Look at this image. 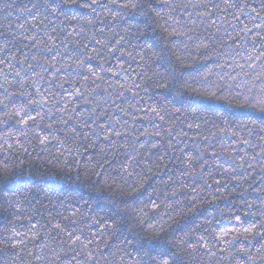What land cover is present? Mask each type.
Here are the masks:
<instances>
[{"label":"snow or ice","instance_id":"6c2138e0","mask_svg":"<svg viewBox=\"0 0 264 264\" xmlns=\"http://www.w3.org/2000/svg\"><path fill=\"white\" fill-rule=\"evenodd\" d=\"M162 3L168 10L167 16L161 11H152L164 21L166 26L162 28L169 36L185 34L176 27L169 32V21L180 24V20L172 15L178 10L189 18L195 12L201 22L207 19L210 26L216 25L212 17L217 16L221 21L220 27L227 24L233 27L234 32L236 26L240 30L236 35L228 33L229 40L238 42L236 48L227 53L231 62H218L216 65L229 69L220 78L224 82L209 81L211 70L185 78L173 65L171 70L166 68L164 72L154 73L158 77L153 82L154 86L165 90L175 88L178 96L187 94L190 107L192 100L198 99L219 101L230 107L264 114V86L253 92L255 81L264 85V0H260L258 7L254 0H162ZM139 7L138 0H107L106 3H101V0H31V7L21 9L31 17L30 20L25 18L29 27L18 24L19 32L0 31V78L3 80L0 83V206L7 204L13 208L14 221L26 219L29 222L25 231L17 228L15 223L3 230L7 234V246L13 250L11 264H198L203 255L211 257L216 252L228 253L229 264H264V144L252 145L250 140L238 138V144L259 147L260 150L249 153L240 149L238 152L231 146L230 150H225L221 145V152L213 150L208 153L216 158L219 176L227 173L224 179L216 178L204 159L207 149L195 154L185 153L179 147L183 141L178 138L187 137L188 133L183 129L176 132L175 120L169 123L161 107L140 106L143 99L140 93L147 92L148 88L139 82L145 79L144 74L133 76L135 70L130 72L131 65L126 67L125 57L135 61L136 56L127 51L124 36L114 33L112 38L97 39L95 31L85 35V29L80 27L72 29L80 39L69 41L72 32L61 35L57 27L52 26L54 19L61 16L69 22L84 19L76 14L69 15L79 8H89L93 12L101 8L116 21L124 19L128 10L135 11ZM221 13L223 15H219ZM86 23L94 26L95 20L87 19ZM108 30L111 31L110 28ZM98 31L103 34L105 29L102 27ZM67 43H71L74 46L72 50L77 53L70 62L64 60L68 52ZM90 44L95 46L90 48ZM203 47L207 49L208 45ZM173 55L180 67H190L180 55ZM236 57H240L243 63ZM94 60L97 61L95 64L92 63ZM241 74L250 77L252 82L246 94L234 91L240 87L239 84L227 82L236 81ZM73 75L78 78L73 79ZM45 80L50 87L42 85ZM14 87L16 90H11ZM17 96L25 97L26 102L16 104L14 98ZM140 112L145 116L138 117L136 114ZM176 112L180 113L181 109L177 108ZM148 113L169 126L153 124L154 131L135 127L138 119L148 118ZM192 115H197L195 108ZM227 123L222 121V124ZM261 123L264 124V115ZM193 127L199 130L201 124L195 120L187 124V128ZM213 127L228 133L227 127L215 123ZM230 135L237 137L238 134L233 130ZM209 139V136L203 137L205 141ZM260 139L264 141V136ZM34 142L41 149L35 158H30L32 152L29 147ZM53 142L55 153L50 152L51 159L42 161L41 153ZM14 145L18 147L14 148ZM177 152L180 153L177 159L184 169L181 176L187 174L203 178L206 173L208 180L204 181V188L211 190L214 196H221L229 185L239 191L241 198L250 189L256 193L255 201L243 199L240 205L232 202L229 219L235 223L218 233L214 231L212 240L201 235L195 242H190L191 232L180 237L170 233L172 224L179 223L178 220L168 212L158 217L149 215V211L157 212L164 201L150 199L149 211L145 210L147 205L137 206L149 177L136 172L133 164L140 167L154 163L156 169L161 166L167 169L173 162L169 153L175 156ZM154 154L155 162L152 160ZM221 155L223 162L220 161ZM120 156L125 160L118 168L113 167ZM166 158H169V163H164ZM49 168L53 169L51 174L42 170ZM26 169H37L38 174L29 170L25 175ZM152 171L153 168L148 167V172ZM57 180L87 182L91 191L111 200L113 209L103 215L85 217L78 206V200L84 197L77 194L69 197L76 205L70 215L56 213L51 219L43 218V213L36 207L39 201H29V193L39 181ZM21 184L25 185V191H19ZM244 184L248 187H243ZM192 191L190 203L195 206L199 193L195 188ZM169 195L175 197L177 191L165 193V198ZM113 198H118L119 202ZM25 201H28L27 209L22 207ZM256 201H259V206ZM208 203L213 205L216 200ZM166 207L172 208V204ZM254 208L257 210L253 211ZM248 216L256 219L246 220ZM82 220L88 221L84 227L79 226ZM93 226L99 231H93ZM85 228L90 235H84ZM57 237L59 242L55 243ZM37 241L39 243H34ZM237 242L239 247H235ZM4 243L0 240V245ZM29 244H33V249H29ZM216 244L223 246L213 251Z\"/></svg>","mask_w":264,"mask_h":264},{"label":"trees","instance_id":"16d2710c","mask_svg":"<svg viewBox=\"0 0 264 264\" xmlns=\"http://www.w3.org/2000/svg\"><path fill=\"white\" fill-rule=\"evenodd\" d=\"M106 2L107 0H101V3ZM138 2L141 7L135 11L128 10L124 19L121 20L113 21L101 8H97L95 12L89 8H79L75 9L74 13H69V15L76 14L84 19L69 22L64 20V17L61 16L58 20L54 19V24L52 26L57 27L61 35L72 32L73 28L79 29L83 27L85 29V35L91 31H95L97 39L105 37L112 38L114 33H119L124 36L127 51H131L133 55L136 56L135 61L125 57L126 67L131 65L129 71L132 72L133 69L135 70V72L132 73L133 76L136 74H144L145 79L139 82L145 84L148 88L147 92L141 91L140 93V97L143 98L140 101V106L143 108H147L149 105L161 107L164 110L165 119L169 121V123L175 120L176 132H180V130L183 129L184 132L188 133L187 137L181 136L178 138L183 141L179 144V147L183 148L185 153L190 154H195L198 151L207 149L204 159L208 162V170H211L216 178L224 179L227 177V173H225L223 177L219 176V170L215 166L216 158L208 153H211L213 150L221 152V145L224 146L225 150H230L229 146H231L236 148L238 152L240 149H245L249 153L259 151V147L253 148L248 145H240L237 143V140L238 138L248 139L251 141L252 145L257 146L264 144V141L260 139L261 136H264V124L261 123L262 115L264 114L252 109L230 107L219 101H201L198 99H193L192 106L190 107L187 94L178 96L175 88L168 90L158 89L154 86L153 82L158 79L154 73L158 71L164 72L166 68L171 70L173 65L176 66L177 73L185 78L196 77L211 70L212 75L209 77V81L224 82L221 81L220 78L223 72L229 71V69H221L216 65L218 62H231V58L227 53L232 52L233 49L236 48L238 42L229 40L228 33L236 35L240 30L239 26H236L235 32L233 31V27L227 24L220 27L221 21L217 16L212 17V19L216 20V25L210 26L207 19L201 22V20L195 16V12H193V16L189 18L182 10H178L172 15L180 20V24L176 25L173 24L172 21H169V32L172 27H176L178 31L185 34L169 36L168 32L163 31L162 26H166L164 25V21L156 17L155 13L152 11V9H155L167 16L168 10L164 7L162 0H138ZM254 2L258 7L260 0H254ZM8 5H11V7H8ZM24 6L31 7V0H0V31L19 32L20 29L17 27L18 24H25L26 28L29 27V25L25 23V18L27 17V19L30 20L31 17L28 16L27 12L21 10ZM113 10L115 11L116 9ZM189 11H192V9H189ZM219 15L223 14L221 13ZM87 19L95 20V25L87 24ZM229 19H231V17H229ZM193 21L195 22L193 23ZM102 27L105 29L103 34L98 31V29ZM217 27H220L219 31H217ZM109 28L111 31L108 30ZM68 39L71 41L72 39H80V37H77L76 33L72 32V35L69 36ZM205 44L208 45L207 49L203 47ZM93 46L95 45L90 44L89 47L91 48ZM66 47L68 52L64 56V60L70 62L71 57H74L77 53L72 50L74 46L71 43H67ZM137 53L140 55H136ZM153 53L157 55H153ZM173 53L180 55L183 62L190 65V67H180ZM141 56H143V60ZM236 59L240 60V57H236ZM96 62L95 60L92 61L93 64ZM240 62L243 63V60H240ZM112 63L114 66V61ZM245 70L248 71L247 68ZM259 70L260 69L257 68V71ZM69 71L75 72L74 69H69ZM61 76H63V73H61ZM148 77H151V79H148ZM72 78L77 79L78 77L73 75ZM245 81H249V83H244ZM2 82L3 80L0 78V83ZM227 82L239 84L240 87L235 88L234 91H240L244 94H246L247 88L252 87L250 77L243 76L242 74L236 81ZM42 85L44 87H50L47 80L43 81ZM262 86L264 85H262L260 81H255L253 92H258L259 88ZM16 87H18V85ZM65 87L70 88V85L65 84ZM11 90L15 91L16 88L14 87ZM140 97H138L137 100H140ZM14 102L16 104H24L26 98L17 96L14 98ZM177 108L181 109L180 113L176 112ZM193 108L196 110V117L192 115ZM136 115L138 117L145 116V113L140 112ZM176 117H179V119H176ZM194 120L196 123L201 124L199 130L195 127L192 129L187 128V124L193 123ZM223 120L228 121V123L222 124ZM204 121L208 122L205 123ZM253 121H255V123H253ZM11 123L10 121L9 124L11 125ZM213 123L222 127H227L228 133L221 132L219 127H213ZM153 124H160L163 127L169 126V124H165L157 118H154L151 113H148V118L146 119H138L134 126L137 128L144 127L148 128L149 131H154L155 129L152 127ZM243 125L247 127H242ZM233 130L237 131V137H232L230 135ZM204 136H209L210 139L205 141L203 140ZM147 139L153 138L148 137ZM165 139H167V137ZM185 145H187V147H185ZM16 147L18 146L14 145V148ZM40 149L41 146L34 142L33 145L29 147L30 152H32V157L30 158H35L36 154L40 153ZM140 151L143 153L144 150L141 149ZM50 152L55 153L54 142L49 144L41 153L42 161L44 159H51L49 155ZM178 156H180L179 152H177L175 156L169 153V157L173 162L169 164L167 169L163 166L156 169L154 163L153 165H141L140 167H136L135 164H133L136 172L146 174L149 177L145 182L137 206L142 207L147 205L148 207L145 210L149 211L151 209V204H149L150 199L156 200L157 202L164 201V204L161 205L157 212L152 213L149 211V215L158 217L164 212H168L170 216L178 220L179 223L172 224L170 233L180 237L186 232H191L190 242H195L201 235H204L208 240H212L214 231L218 233L232 227L235 223L229 219V212L233 210L232 202L235 201L237 205H240L243 203V199L255 201L256 193L250 189L247 193H244L243 198H241L239 191L233 189L232 186L229 185L228 190L223 191L221 196H214L211 190L204 188V181L208 180L206 173L203 178L187 174L181 176L184 169L180 159H177ZM139 158L138 156L137 159ZM124 160V156L118 157L113 167L118 168L119 164ZM152 160L155 162V154ZM223 160L224 157L221 155L220 161L223 162ZM164 163H169V158H166ZM225 166L227 167V165ZM148 167H152L153 171L148 172ZM29 170L38 174L37 169H26L25 175ZM42 170L45 171L46 174H51L53 169L49 168ZM189 171H191V169ZM170 177L171 179H169ZM178 177L180 178L178 179ZM83 179L84 178L81 177V180ZM133 179H135V177H133ZM209 182L211 181L209 180ZM28 187H31V185H28ZM243 187L247 188L248 185L244 184ZM193 188L199 193V199L196 201L195 206L190 203L192 195L194 194L192 191ZM19 191H25L24 184L20 185ZM172 191H177V195L175 197L169 195L166 199L165 193H171ZM77 194L83 195L84 197L83 200H78V206L80 212L83 213L85 217L103 215L105 212H110L113 209L111 200L106 197H99L97 193L91 191V185L87 184V182L77 183L74 182V180H57L47 183L39 181L37 187L32 188L29 193L28 200L33 202L38 200L39 203L36 204V207L43 213V218L51 219L56 216V213L70 215L73 207L76 205L69 197L76 196ZM113 199H116L117 203L119 202L118 198ZM212 199H215L216 203L209 205L208 201ZM85 201L88 202L87 205H85ZM169 203L172 204V208L166 207ZM256 203L257 206H259V201H256ZM28 206V201L23 202V208L27 209ZM256 210L255 208L253 209V211ZM13 211V208L9 207L7 204H2V206H0V240L5 241L3 245H0V264H11V255L13 251L7 246V234L3 231L4 228L10 227L12 223H15L17 228L21 231H25L29 223L26 219L14 221ZM180 212L185 213V215H178ZM49 213H51V216H49ZM40 218L41 217H37V219ZM164 218L168 220V216ZM253 219L256 218L252 216L246 217V220L249 221ZM85 223H88V221L82 220L79 226L84 227ZM169 223H172L171 220H169ZM92 230L99 231L95 226H93ZM52 235L54 236L55 233H52ZM84 235H90L88 228H85ZM58 242L59 237H57L55 243ZM34 243L39 242L37 241ZM213 243L216 242L213 241ZM222 246L223 245L216 244L213 251H216V248ZM239 246L240 244L237 242L235 247ZM28 247L29 249H33V244H29ZM35 250L38 251V249ZM198 264H229L228 253L216 252V255L211 257L203 255L202 259L198 261Z\"/></svg>","mask_w":264,"mask_h":264}]
</instances>
